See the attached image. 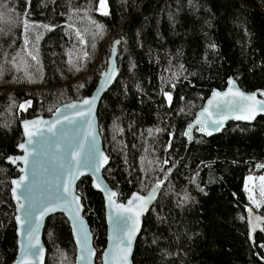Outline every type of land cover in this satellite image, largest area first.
Wrapping results in <instances>:
<instances>
[{
	"label": "trees",
	"instance_id": "trees-1",
	"mask_svg": "<svg viewBox=\"0 0 264 264\" xmlns=\"http://www.w3.org/2000/svg\"><path fill=\"white\" fill-rule=\"evenodd\" d=\"M105 4L107 15L99 0H0V264L17 251L10 182L18 173L6 160L18 154L20 122L91 95L117 39L119 76L97 111L110 159L103 175L119 202L162 186L133 264H264V238L257 233L251 246L246 225V210L264 216V201L255 209L243 190L245 177L264 173V117L230 122L211 138L185 136L228 79L244 92L264 90V0ZM77 191L102 252V196L90 178ZM43 243L45 264H74L62 215L46 220Z\"/></svg>",
	"mask_w": 264,
	"mask_h": 264
},
{
	"label": "water",
	"instance_id": "water-1",
	"mask_svg": "<svg viewBox=\"0 0 264 264\" xmlns=\"http://www.w3.org/2000/svg\"><path fill=\"white\" fill-rule=\"evenodd\" d=\"M117 41L120 43V40L117 39L113 41L111 44L110 52L106 60V67L100 73L97 85L93 90V92L91 93V95L77 101H71L63 105H60L48 117L35 116L32 118H26L20 122L22 141L18 144L16 148L18 154L14 156H10L6 160V163L16 168V171L18 173V176L13 178L10 182V187H11L10 194H11L12 202L15 207L14 221L16 226V240H17L16 256L12 264H21L22 256H23L22 248L28 243L30 239L26 234V226H23L24 209H20L19 211L17 210L18 203L13 196V191H12L13 188L14 187L17 188L16 195L20 197L21 203H25V204L27 203V201L25 200V195H27L30 199H33L38 203L49 204V199L54 198L60 184L64 180L69 179L66 171L60 168L59 166L60 163L65 162L68 159L69 153L74 148H76L78 144L83 145V149H81V155L83 156L87 154L93 144V140L95 141V148L93 149V152L95 154L96 164L99 166V171L94 172V169L92 168H82L81 169L82 174L71 182L72 194L77 196L80 201V209H81L80 218L83 220L84 231L88 235V247L92 250V254L88 256L86 253H82L81 245L78 244L77 242L78 236L74 231L72 220L69 218V215L62 208H57L54 212H50L47 215H45L40 223V227L38 229V240H39L40 248L43 249L42 253H39L37 257L29 256L28 260L26 261V264H45L47 250L43 243V231L46 220L53 215H62L68 222L71 238L75 247L74 264H96L98 258V251L94 246L91 227L88 223V220L84 216V205L82 202V198L77 191V185L83 178H90L91 186L93 190L102 196L103 207H104V220L106 225V238H105L106 244H105V248L99 254L100 264H106V261L107 264H112L111 253L114 248L113 237L115 232L114 218L117 216V210L109 205L108 194L111 192L116 193V191H114L109 186L103 175V172L110 163V159L104 150L102 139L99 133L97 111L102 98L113 87L119 76V70L117 65L119 43H116ZM113 49H115V51H113ZM110 68H114L115 75H113L111 79L108 82H106L105 73L109 72ZM229 80L233 82L232 85H229ZM230 87L234 92L239 91L245 95H255L256 100L264 101V95H261V93H264V90H258L254 92H244L238 87V85L233 79L231 78L228 79L226 88L220 92L213 90L210 96L208 97V99L204 102L202 108L195 114L193 121L186 127L185 132H188L189 126L190 125L192 126L190 132L191 139H189V136L185 135L187 138V142H191L193 140L194 132L205 138H211L221 134L222 131L225 130L227 124L230 122L251 125L258 118L264 117V112H258L255 118L251 120L236 119L235 117L236 115H239V113L231 111L227 105L217 104L214 102V104L211 107L209 106V101L213 100L214 92L225 93L229 91ZM94 96L97 97V99L95 101L94 107L92 108L90 115H85L81 119H76L72 124H69L64 120L65 116L71 118L74 116L76 112L82 111L87 113L88 111V106L86 105H83L82 107H78L75 109L67 107L68 105L71 104L82 105V102L85 99H91ZM225 99H233V98L227 97ZM206 108L208 109V113L211 114L214 119L224 117L223 126L219 128V131L214 130V128L217 126L211 124L207 125L208 131L212 133L211 135H208L205 132L200 131V125L196 124V121L198 119L201 120L207 119L206 115H201L204 112V109ZM89 119L91 120V125H89L88 123ZM57 120L61 121V123L56 124L55 128L53 129L55 135H53L52 132L47 131V128L49 127V125L53 124ZM34 121H45L47 123H41L36 127H33L32 122ZM26 123L29 125L28 131H35L37 133L36 136L32 137L34 141L33 145L28 144L29 137L26 135V130H25ZM89 133L91 134L89 135ZM21 144H24L25 147L30 152L34 150V147L39 149L40 155L37 157L35 167H33L32 164V157H29L28 165H25L21 160L17 159L25 156L24 150H22L19 147V145ZM57 148H59V151H57ZM100 154H102V156ZM104 157L107 158L106 162L103 159ZM14 159H16V163L11 162ZM21 169H23V171H21ZM22 176L26 178L25 184L20 185L19 187L13 185L12 181L19 180L20 177ZM156 184H154L152 188L145 194H140L136 192L131 194L130 197L125 202L118 201L117 193L114 197H112V199L115 201L116 204H123L127 206L128 201L133 197L134 194L147 198L149 194L152 192L153 188L156 186ZM26 188L30 189L31 191L27 192ZM161 189L162 186L160 184L159 188L156 189L154 198L147 205V210L144 211L143 214L139 217V229L136 232L135 238L132 241L131 254L128 257V264H133L132 258H133L137 239L139 238L142 231L144 217L149 213L153 205L158 200ZM17 216L21 218V224L17 223V219H16ZM246 225H247L248 239L251 243V246L254 245L255 235L257 233H260L264 238V216L256 213L250 207L246 210ZM82 236L83 234H81L80 237L81 239ZM82 255L84 256L83 259H82Z\"/></svg>",
	"mask_w": 264,
	"mask_h": 264
},
{
	"label": "snow or ice",
	"instance_id": "snow-or-ice-1",
	"mask_svg": "<svg viewBox=\"0 0 264 264\" xmlns=\"http://www.w3.org/2000/svg\"><path fill=\"white\" fill-rule=\"evenodd\" d=\"M100 9L103 11L104 15H107L105 0H99ZM46 27V26H45ZM99 27V25H98ZM25 28H27V24L25 23ZM116 43H119L118 41ZM115 51V49H113ZM36 59L35 56L32 57ZM115 75L114 68H110L109 72L105 73V81L108 82L111 77ZM233 82L229 80V85H232ZM165 95L168 97L169 102L171 101V96H168L167 93ZM264 95V93H261ZM227 97H232L233 99H225ZM97 97H93L91 99H85L82 102V105L71 104L67 107L70 108H78L83 105L88 106L87 113L85 112H76L73 117L69 118L67 116L64 117V120L72 124L76 119H81L85 115H90L92 108L94 107L95 101ZM224 104L227 105L231 111L238 112L239 115H236V119H244L251 120L254 119L258 112H264V101L256 100L255 95H245L239 91H232L231 87L228 92L213 93V100L209 101V106L211 107L213 104ZM31 102H28L30 106ZM21 109L25 108L24 104L20 105ZM201 115H206L207 119L201 120L198 119L196 124L200 125V131L205 132L208 135L212 133L208 131L207 125L211 124L217 126L214 128L215 131H219V128L223 126L224 117H220L214 119L211 114L208 113V109H204V112ZM41 123H47L45 121H34L32 122L33 127ZM57 123H61V121L57 120L53 124L49 125L47 128L48 132H52ZM89 125H91V120H88ZM29 125L25 124L26 135L29 137L28 144L33 145L34 141L32 137L36 136L37 133L35 131H28ZM192 126H189V131L185 132L186 136L190 137ZM91 133H89L90 135ZM19 147L24 150L25 156L22 158H17L21 160L25 165L29 164V157H32V164L35 167L37 157L40 155L39 149L34 147L33 151H28L24 144L19 145ZM95 148V141L93 140V144L89 149V152L85 155H81V149H83L82 144H78L76 148H74L70 153L69 157L65 162L60 163V168L64 169L69 177V179L64 180L54 198L49 199V204L38 203L33 199H30L27 195H25V200L27 203H21L20 197L16 195L17 188H13V196L17 200L19 211L20 209H24V219L23 226H26V234L30 238L28 243L22 248V261L21 264H26L29 256L37 257L39 253H42L43 249L40 248L39 240H38V229L40 227V223L43 220L44 216L50 212H54L57 208H62L68 215L69 218L73 222L74 231L78 236V244L81 245L82 253H86L88 256L92 254V250L88 247V235L84 231L83 220L80 218V201L79 198L72 194L71 190V182L74 181L79 175L82 174V168H92L94 172L99 171V166L95 161V154L93 149ZM59 151V148H57ZM102 156V154H100ZM106 162L107 158H103ZM12 163H16V159L11 161ZM23 171V169H21ZM251 179V178H250ZM26 178L24 176L20 177L19 180L12 181L13 185L19 187L20 185L25 184ZM261 181H264V176L260 177ZM159 182L153 188L152 192L149 194L147 198L141 197L139 195L134 194L133 197L128 201V205L125 206L123 204H116L112 199L116 195L115 192H111L108 194V203L111 207H114L117 210V216L114 218L115 232L113 237L114 248L111 253L112 264H128V257L131 254L132 241L135 238L136 232L139 229V217L143 214L144 211L147 210V205L151 202V200L155 196L156 189L159 188ZM247 190V188H246ZM27 192H30V189L26 188ZM261 196H264V189L261 191ZM250 200L257 207H260L259 204L256 203L254 199L250 196ZM17 223L21 224V218L17 216ZM259 219V218H257ZM78 226V228H77ZM81 234H83L82 239ZM107 255V254H106ZM84 256L82 255V259ZM107 264V261H106Z\"/></svg>",
	"mask_w": 264,
	"mask_h": 264
},
{
	"label": "rangeland",
	"instance_id": "rangeland-1",
	"mask_svg": "<svg viewBox=\"0 0 264 264\" xmlns=\"http://www.w3.org/2000/svg\"><path fill=\"white\" fill-rule=\"evenodd\" d=\"M262 176H264V173L261 175H249L245 177L243 182V190L245 196L247 197L248 201L255 209H258V207L256 206V204L252 202V200H250V196L252 197V199L256 201L257 204L261 205L263 203L264 196H261V191L262 189H264V181L260 180V177ZM100 253L101 252L98 251V258L96 264H100V256H99Z\"/></svg>",
	"mask_w": 264,
	"mask_h": 264
}]
</instances>
